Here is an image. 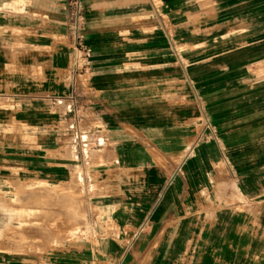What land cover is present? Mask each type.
<instances>
[{"label": "crops", "instance_id": "0c3cea01", "mask_svg": "<svg viewBox=\"0 0 264 264\" xmlns=\"http://www.w3.org/2000/svg\"><path fill=\"white\" fill-rule=\"evenodd\" d=\"M36 182L91 233L0 264H264V0H0V184Z\"/></svg>", "mask_w": 264, "mask_h": 264}, {"label": "rangeland", "instance_id": "374dc122", "mask_svg": "<svg viewBox=\"0 0 264 264\" xmlns=\"http://www.w3.org/2000/svg\"><path fill=\"white\" fill-rule=\"evenodd\" d=\"M87 206L89 200L76 182L64 187L45 182L0 184V223L5 224L0 242L5 240L6 250L23 256H45L66 242L76 245L91 233Z\"/></svg>", "mask_w": 264, "mask_h": 264}, {"label": "built area", "instance_id": "2783aa9c", "mask_svg": "<svg viewBox=\"0 0 264 264\" xmlns=\"http://www.w3.org/2000/svg\"><path fill=\"white\" fill-rule=\"evenodd\" d=\"M74 19L76 22H81L82 13L78 9H76L74 12ZM81 50L83 51V61L81 63L80 71H77V73H79L80 76H83L84 80H87L92 73L91 61L89 59V50L84 48Z\"/></svg>", "mask_w": 264, "mask_h": 264}]
</instances>
